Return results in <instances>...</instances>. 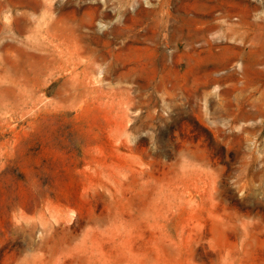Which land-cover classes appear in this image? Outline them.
Masks as SVG:
<instances>
[{
  "label": "rangeland",
  "instance_id": "rangeland-1",
  "mask_svg": "<svg viewBox=\"0 0 264 264\" xmlns=\"http://www.w3.org/2000/svg\"><path fill=\"white\" fill-rule=\"evenodd\" d=\"M0 264H264V0H0Z\"/></svg>",
  "mask_w": 264,
  "mask_h": 264
},
{
  "label": "bare ground",
  "instance_id": "bare-ground-1",
  "mask_svg": "<svg viewBox=\"0 0 264 264\" xmlns=\"http://www.w3.org/2000/svg\"><path fill=\"white\" fill-rule=\"evenodd\" d=\"M14 6H15V5H14ZM16 7H17V6H16ZM16 7H14V8H16ZM12 8H13V7H12ZM18 8H19V7H18ZM24 8H26V7H24ZM17 10H19V9H17ZM15 12H16V10H15ZM18 12H19V11H18ZM16 13H17V12H16ZM20 13H21V11H20ZM22 13H23V12H22ZM12 15H13V13H12ZM12 17H13V16H12ZM11 20H12V19H11ZM13 21H14V20H13ZM14 23H15V22H14ZM14 28H15V27H14ZM15 29H16V28H15ZM165 38H167V37H165ZM159 41H160V40H159ZM159 41H158V42H159ZM166 42H167V41H166ZM168 45H169V44H168ZM186 46H187V45H186ZM183 51H184V50H183ZM96 52H98V51H96ZM109 52H110V51H109ZM178 52H179V51H178ZM176 54H177V53H176ZM184 54H185V53H184ZM94 55H95V54H94ZM103 56H104V55H103ZM104 57H106V56H104ZM95 60H96V59H95ZM97 60H98V59H97ZM101 60H102V59H101ZM178 60H179V59H178ZM91 61H92V60H91ZM102 61H103V60H102ZM102 61H101V62H102ZM95 62H96V61H95ZM92 63H93V62H92ZM95 64H96V63H95ZM100 64H101V63H100ZM110 64H111V63H110ZM83 65H84V64H83ZM92 65H93V64H92ZM94 66L96 67V65H94ZM112 66H113V64H112ZM248 66H249V65H248ZM90 68H91V67H90ZM245 68H246V66H245ZM88 69H89V68H88ZM100 69H101V68H100ZM246 69H247V68H246ZM109 72H110V71H109ZM109 72H108V73H109ZM100 73H101V72H100ZM148 74H149V73H148ZM152 74H153V73H152ZM111 75H112V74H111ZM112 76H113V75H112ZM112 76H111V77H112ZM148 77H149V76H148ZM106 78H107V77H106ZM146 78H147V77H146ZM102 79H103V78H102ZM135 79H137V78H135ZM103 80H104V79H103ZM103 80H102V81H103ZM105 80H106V79H105ZM147 80H148V79H147ZM159 86H160V85H159ZM159 86H158V87H159ZM161 90H162V89H161ZM155 91H156V90H155Z\"/></svg>",
  "mask_w": 264,
  "mask_h": 264
}]
</instances>
